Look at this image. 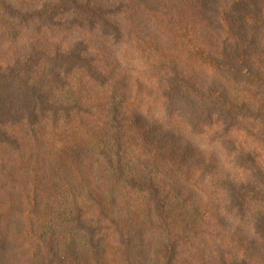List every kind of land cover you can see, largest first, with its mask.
Masks as SVG:
<instances>
[{
    "label": "trees",
    "instance_id": "16d2710c",
    "mask_svg": "<svg viewBox=\"0 0 264 264\" xmlns=\"http://www.w3.org/2000/svg\"><path fill=\"white\" fill-rule=\"evenodd\" d=\"M263 12L0 0V264H264Z\"/></svg>",
    "mask_w": 264,
    "mask_h": 264
},
{
    "label": "rangeland",
    "instance_id": "374dc122",
    "mask_svg": "<svg viewBox=\"0 0 264 264\" xmlns=\"http://www.w3.org/2000/svg\"><path fill=\"white\" fill-rule=\"evenodd\" d=\"M215 3H219V4H222L223 2H224V0H213ZM261 7V6H260ZM250 10H252L251 8L248 10V13H245V15L246 16H248L249 14H250ZM238 17V16H237ZM259 18H260V24H254V22L252 21V22H250V23H248L247 25L244 23V20H245V17H244V14L242 15H239V19H240V21H241V24H242V26H248V27H256V29H258V30H260L261 31V28L264 26V12L262 13V14H259ZM78 26H94L93 24H90V23H85V22H81V25H78ZM96 26H102V24L101 23H99V25H96ZM78 35V34H77ZM80 35V34H79ZM88 39H87V41H86V44H91V43H89V37H87ZM85 42V41H84ZM261 44V43H260ZM92 46L93 45H95V46H97V45H99V41H98V43L97 44H91ZM115 51L116 52H118V50L117 49H115ZM77 55V54H76ZM90 56H91V60H93V62L97 59V60H99V59H101V58H97V54H96V52H90V54H89ZM110 61V59H107V62H109ZM153 114H155V113H153ZM152 114V115H153ZM157 116V114L155 115V117H154V121L156 120V117ZM152 117V116H151ZM149 119H151V118H149ZM167 121H166V124H167V126H163V124L161 123V124H158V125H156V128H157V132H156V134H157V136H161V137H169V136H166V135H164V134H162L161 132L162 131H169V128H172V129H175V128H173V127H171V126H169V123L171 122V121H169V119H166ZM177 132H175V133H173V134H171V140H178L179 139V135H180V133L178 132V130H176ZM169 140V138H166V141H168ZM182 140H180V142H181ZM184 141V140H183ZM182 141V142H183ZM197 151L198 150H196V148H193V150H192V152H193V154L194 153H197ZM177 152H180V148H178L177 149ZM181 153V152H180ZM257 248L258 249H261V248H264V244H259V246H257ZM251 256H256L257 258H260V256L258 255V254H255V253H252L251 254ZM263 260H264V258H263ZM246 264H252L251 262H247Z\"/></svg>",
    "mask_w": 264,
    "mask_h": 264
}]
</instances>
